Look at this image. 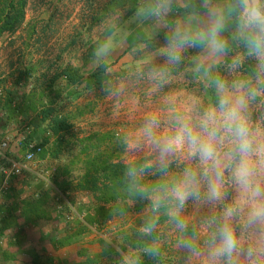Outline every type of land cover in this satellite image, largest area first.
Instances as JSON below:
<instances>
[{
	"label": "clouds",
	"instance_id": "1",
	"mask_svg": "<svg viewBox=\"0 0 264 264\" xmlns=\"http://www.w3.org/2000/svg\"><path fill=\"white\" fill-rule=\"evenodd\" d=\"M183 8V23L158 50L164 64L146 75L162 88L195 50L185 72L203 90L166 97L163 113L149 112L121 138L133 154L129 187L149 202L140 231L151 236L163 214L178 231L183 264H264V0H188ZM171 9L172 0H155L137 14ZM112 47L109 38L96 55ZM148 176L157 178L145 183ZM189 204L201 210L195 223L184 216Z\"/></svg>",
	"mask_w": 264,
	"mask_h": 264
},
{
	"label": "crops",
	"instance_id": "2",
	"mask_svg": "<svg viewBox=\"0 0 264 264\" xmlns=\"http://www.w3.org/2000/svg\"><path fill=\"white\" fill-rule=\"evenodd\" d=\"M154 2L111 0L100 5L95 17H85V21L100 25L96 39L101 37L102 41L97 49L109 38L113 42L107 57H98L96 49L92 59L88 53H78L69 43L58 48L55 43L57 33L34 30L36 21L41 18L47 20L49 15L43 11L39 14L37 8L31 7L27 1L21 25L0 37V135L11 134L17 139L22 133L21 125L14 119L7 120L6 103L23 107L29 100L36 106L51 104L67 118L74 136L81 138L99 133L114 140L118 138L119 146L116 143L112 145L116 146L120 159L130 162L133 154L126 152L121 143L126 132L135 129L149 112L163 113L166 97L198 94L203 90V84L185 72L186 67H191L195 50L185 53L183 63L173 70L172 79L162 88H157L146 75L149 66L164 64L158 50L164 45V35L177 23H183V6L188 0H172V9L164 17L137 14L142 7ZM110 8L113 9L112 15L106 12ZM109 24L112 28L110 32L109 29L105 32ZM100 64L106 65L107 79L90 88H85L83 82L69 83L60 75L62 69L73 67L85 76ZM32 115L33 112L29 111L28 117ZM17 119L22 120L23 117ZM146 155L138 153L135 158L142 160ZM172 167L175 169L176 165ZM156 178L148 176L147 183ZM200 212L196 206L189 204L184 216L195 223ZM122 218L125 217L110 220L108 226L110 234L117 237L112 245L117 255L113 253L111 256L114 259L109 261L110 256L101 253L100 264H183V252L176 246L178 231L168 222L167 216L164 215L157 225L156 239L147 241L135 240L132 235L136 229V216H128L127 222H122ZM37 247L35 251L38 255ZM146 248L157 251L149 253ZM20 258L2 261L31 264L29 255L22 262Z\"/></svg>",
	"mask_w": 264,
	"mask_h": 264
},
{
	"label": "rangeland",
	"instance_id": "3",
	"mask_svg": "<svg viewBox=\"0 0 264 264\" xmlns=\"http://www.w3.org/2000/svg\"><path fill=\"white\" fill-rule=\"evenodd\" d=\"M27 1L30 2L31 7L37 8L39 14L43 11L49 15L47 20L43 18L37 20L33 25L34 30L39 32L53 31L55 32L54 34H58L57 40L55 41L58 48L65 47L69 43L78 53H88L90 58H94L97 46L102 41L101 37L96 39L99 32L98 26L100 25L95 22L89 23L88 20H86V22L84 18L90 16L95 17L100 11V5L103 2L111 0ZM29 9L30 8H28V10ZM106 12L108 15H112L113 9H107ZM25 14L26 7L24 15ZM111 28L112 24H109L106 26L105 32H107L108 29L110 32ZM23 128L25 130V127ZM9 136L12 138V141H14L15 137H12L13 135L11 136V134ZM64 136L65 140H63L58 147V157L53 158L48 154H44L43 157L39 156L32 163L34 173H24L19 177H8L7 179L9 189L15 188L22 194L32 193L34 197L48 192L49 200L53 203L51 220L41 221L42 225L39 227L28 226L26 238L29 239L32 244H37V250L40 253V255L38 253V261L36 264H71L80 261H90L91 264H100L99 256L101 253H106L110 256L109 261H111L114 259L111 255H113V253L117 255L112 246L114 239L117 237L110 234L111 231L108 229V226L112 219L116 218L125 217L121 220L122 222H127V220H129L127 219L128 216H136V229L132 233L134 239L141 241L156 239L158 236L156 230L151 236H146L140 231L150 215L148 207L149 202L144 204L137 211L130 210L112 215L105 220H97V222L103 223L107 227L106 234L110 242L100 238L95 232L89 229L87 226L88 221L85 217L88 214H93L97 200L94 194L81 190L76 186V178L83 172L81 167L83 164L81 161L82 156L76 151V147H78L77 140L79 138L74 136V134ZM34 141L38 143L40 140L35 138ZM42 147L44 148V146ZM45 147L49 148L50 146L45 145ZM98 149L100 151L102 149L104 150V144L100 145ZM75 151L76 154L71 155V153ZM11 152L17 154V156L21 155V150H17L15 146L12 147ZM118 156L120 157L119 154ZM3 179L4 177L0 176V182H2ZM145 183H147V178ZM4 195L5 194H3L0 199H2ZM69 205L74 207L76 213L83 215L85 223L80 221L75 214L72 219H66V214L71 215ZM163 219L164 215L162 214L159 223ZM9 234L10 230H5V234L2 235L3 240L0 243L1 245H6ZM117 245L120 244L118 243ZM44 247H46L45 250ZM25 257L26 256L20 258V261L22 262ZM28 261L31 262V259H28ZM0 264L13 263L4 262L0 258Z\"/></svg>",
	"mask_w": 264,
	"mask_h": 264
},
{
	"label": "trees",
	"instance_id": "4",
	"mask_svg": "<svg viewBox=\"0 0 264 264\" xmlns=\"http://www.w3.org/2000/svg\"><path fill=\"white\" fill-rule=\"evenodd\" d=\"M198 2L199 0H197ZM26 4L27 0H0V37L4 32L14 31L21 24ZM105 68V64H100L83 76L78 68L66 67L62 69L60 75L69 83L83 82L85 88H90L107 79ZM9 100L7 97V101ZM6 105L7 120L14 119L22 126V133H19L17 139L14 138L11 148L15 146L17 150H21L22 155L26 142L34 141L37 138L40 140L38 143L44 146L40 157H43L44 154L53 158L59 156L58 147L65 140L64 135H73L71 124L64 115H61L51 104L36 106L30 100L24 107L21 105L11 106L9 103ZM29 111L33 112L30 118L28 117ZM19 116H22L23 119L18 120ZM78 138V147H75L82 156L83 172L76 178V186L94 194L97 200L93 214H88L85 217L88 223L97 222L100 219L105 220L112 215L130 210L137 211L148 202L134 195L129 187L125 175L129 162L121 160L116 153L115 145L118 147L120 142L118 138L114 140L99 133ZM113 143L116 144L112 145ZM103 144L104 150L100 151L98 147ZM45 145L50 147L47 148ZM76 151L71 155L76 154ZM11 154L17 156V154ZM48 195V192H44L34 197L32 193L22 194L15 188H8L4 197L0 199V238L5 234V230H10L6 245L0 244L1 260H14L29 255L31 264H36L38 261L35 251L37 244H32L26 236L28 226L39 227L42 225L41 221L51 220L53 203L49 200ZM71 264H91V262L80 261Z\"/></svg>",
	"mask_w": 264,
	"mask_h": 264
},
{
	"label": "built area",
	"instance_id": "5",
	"mask_svg": "<svg viewBox=\"0 0 264 264\" xmlns=\"http://www.w3.org/2000/svg\"><path fill=\"white\" fill-rule=\"evenodd\" d=\"M12 138L9 135H0V176L4 179L0 182V197L8 190V177L19 176L24 173H34L32 163L39 157L42 152V146L35 141L26 142V147L23 154L20 156H13L11 154ZM70 214H66V219H72L75 214L76 217L85 223L83 215L75 212L73 206L69 205ZM73 213V214H72ZM87 226L95 232L100 238L110 242L107 236V227L103 223L93 222L88 223ZM3 237L0 238V243ZM3 244V243H2Z\"/></svg>",
	"mask_w": 264,
	"mask_h": 264
}]
</instances>
